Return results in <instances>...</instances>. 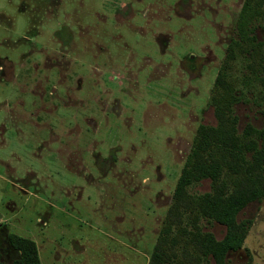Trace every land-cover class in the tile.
Returning a JSON list of instances; mask_svg holds the SVG:
<instances>
[{
  "label": "rangeland",
  "instance_id": "obj_1",
  "mask_svg": "<svg viewBox=\"0 0 264 264\" xmlns=\"http://www.w3.org/2000/svg\"><path fill=\"white\" fill-rule=\"evenodd\" d=\"M243 2L0 0V264L18 259L16 238L39 264H148L196 132L216 125L210 98ZM246 99L238 131L264 128ZM209 192V180L188 188ZM236 222L246 231L227 264H264V199Z\"/></svg>",
  "mask_w": 264,
  "mask_h": 264
},
{
  "label": "trees",
  "instance_id": "obj_2",
  "mask_svg": "<svg viewBox=\"0 0 264 264\" xmlns=\"http://www.w3.org/2000/svg\"><path fill=\"white\" fill-rule=\"evenodd\" d=\"M259 22H264V0H244L239 39L227 47L210 98L216 125H201L196 132L148 264H203L209 258L213 264H227L228 252L242 247L246 228L236 222V215L249 203L264 199V128L246 124L239 132L233 107L248 102L251 95L264 119V40L253 35L254 23ZM203 180L210 181V192L190 195L188 188ZM184 214L190 230L183 226ZM200 218L224 226V238L218 241L201 232ZM16 240L19 243L12 246L19 257L11 264H39L34 243Z\"/></svg>",
  "mask_w": 264,
  "mask_h": 264
},
{
  "label": "flooded vegetation",
  "instance_id": "obj_3",
  "mask_svg": "<svg viewBox=\"0 0 264 264\" xmlns=\"http://www.w3.org/2000/svg\"><path fill=\"white\" fill-rule=\"evenodd\" d=\"M3 241H4L3 244H4L5 247L3 249L0 248V252L1 253H4V252L6 253V251H7V253H8L9 250H10V245H8L9 243L7 244V242L5 240H3Z\"/></svg>",
  "mask_w": 264,
  "mask_h": 264
}]
</instances>
